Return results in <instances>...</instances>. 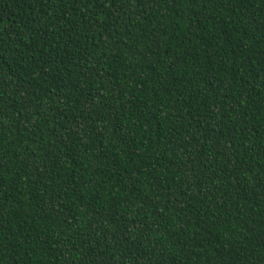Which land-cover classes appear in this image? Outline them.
Listing matches in <instances>:
<instances>
[{"label":"trees","instance_id":"1","mask_svg":"<svg viewBox=\"0 0 264 264\" xmlns=\"http://www.w3.org/2000/svg\"><path fill=\"white\" fill-rule=\"evenodd\" d=\"M0 264H264V0H0Z\"/></svg>","mask_w":264,"mask_h":264}]
</instances>
